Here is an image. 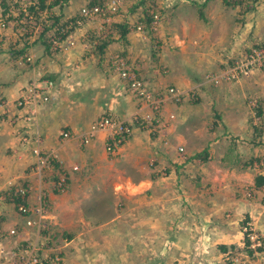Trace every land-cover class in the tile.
Wrapping results in <instances>:
<instances>
[{
  "label": "crops",
  "instance_id": "obj_1",
  "mask_svg": "<svg viewBox=\"0 0 264 264\" xmlns=\"http://www.w3.org/2000/svg\"><path fill=\"white\" fill-rule=\"evenodd\" d=\"M5 1L0 0V196L4 197L0 199L1 232L23 225L22 216L4 193L27 185L25 202L35 207L43 197L47 202L43 223L49 227V234L63 235L67 241L62 264H229L226 253L241 250L244 245L240 230L244 219L250 218L264 237V204L260 210L245 196L244 180L239 177L245 165L240 163L238 150L229 149L234 142H252L244 103L233 107L230 98L228 107L212 109L215 117L222 115L212 126L203 124L201 117L192 122L196 115L190 113H197L198 107L184 104L174 108L182 123L180 119L176 124L160 123L152 131L133 126L131 135L113 155L105 150L104 132L86 144L81 141L98 117L108 115L130 122L137 109L136 99L124 90L117 73L106 72L108 60L118 55V50L132 54L131 64L138 63L135 65L143 71L141 78L150 85L175 86L182 94L196 88L198 74L205 72L201 68L189 72L186 65L200 60L197 57L204 47L212 50L205 59L217 57L215 44L206 46L202 39L196 40L195 47L185 43L186 49H181L183 44L174 43L179 48L169 54L175 52L176 59L184 65L179 70L172 55L165 58L161 54L160 61L155 59L151 64L146 55L138 57L136 53L133 57L137 48L118 40L107 39L100 48L87 40L82 43L86 31L82 33L81 28L74 46L67 43V38L58 52H51L43 33L52 36L54 28L43 30L44 24L50 23L40 12L52 14V10H39L38 18L29 12L27 16L35 25H22L23 29L31 28L24 38L15 26V12L2 6ZM131 34L129 30L123 36L125 43L129 40L137 46V41H131L134 33ZM259 34L257 38L264 42V34ZM34 80L53 82L50 98L36 110L35 123L26 124L19 118L12 124L10 118L26 112L16 108V99ZM226 86L230 87L226 95L236 92L232 85ZM194 91L197 98L207 94V89ZM211 95L219 96L216 90ZM199 123L203 124L201 128ZM208 128L214 132L197 138L200 129L206 132ZM219 129L225 135H215ZM61 131H69L70 136L62 138ZM36 135L40 148L53 155L47 164H37L32 155L34 139L22 143L23 137ZM188 136L192 137L191 145L187 144ZM223 140L230 143L229 147L219 150ZM178 144L189 156L193 154L189 159L194 156V163H181ZM198 152H202L203 160ZM59 176L65 179L61 190L54 185ZM255 181L253 186L259 189ZM248 187L249 184L245 189ZM11 240L21 244L39 242L35 229L8 236L7 241ZM246 264H264V250L259 257H248Z\"/></svg>",
  "mask_w": 264,
  "mask_h": 264
},
{
  "label": "rangeland",
  "instance_id": "obj_2",
  "mask_svg": "<svg viewBox=\"0 0 264 264\" xmlns=\"http://www.w3.org/2000/svg\"><path fill=\"white\" fill-rule=\"evenodd\" d=\"M111 1L115 2V9L109 7V3ZM88 2L89 0H69L64 5V13L61 11V17L59 20L64 23L63 29L72 28L68 37V39L73 42L72 46H74L77 42L76 34L79 35L78 30L80 28L82 33L86 31L84 33L85 39L83 38L82 43L87 40L91 44L99 46L102 42L105 44L107 39H109V41L111 39L112 41L118 40L121 41L123 45H132V49L137 48L133 57L136 56V53L138 54V57H140V55H146L145 59L148 60L149 63L155 59L160 61L161 54L164 55L165 58L172 55L174 56L173 60H175L177 54H175V52H171V54H169L170 50L179 48L182 44L181 49H186L184 46L185 43H190V45L195 47L197 43L196 40L205 39L206 46L209 45L210 42L217 46V57H213L210 60L205 59L204 56H210L212 50H207V47H204V50L201 51L202 54L197 57V59L200 60L186 65V67L189 68V72L193 71V73H195L198 68L205 70V72L201 75L198 74L199 77H197L198 79L195 81L197 84L196 88L207 89L205 97L197 98V94L194 91L196 88H192L186 93H182L178 101H160L159 105L155 109L146 110V107H144L145 109L143 111L153 112L152 114L157 118L156 125L160 123L168 125L167 122H174L176 124L178 123V119H180L177 118L179 113H177V111L175 112L174 108H179L184 104L190 106L195 105L198 107L199 111H197V113L194 111L190 113V115H196L193 118L190 117L192 122H195L196 119L201 117V122L203 124L212 126L213 123H216L215 120L222 118V115H219L218 118L215 117L212 109L228 107V100L230 98H232L231 104L233 107H239L241 103H244V105L248 108L247 116L251 125L250 132L253 134V138H251L253 143L250 142L242 144L241 142H234L229 147L230 143L223 140L218 149L224 150L226 147H229L231 150H238V154L241 157L240 163L243 162L245 165L243 170L239 173V177L244 180L242 188L245 191V196L257 203L261 210L264 204V185L257 189L253 186V184L254 179L256 180L257 177H264V66L260 68H253L247 75H239L235 79L231 80H223L220 75L215 81L213 77L215 74H220V72L226 70L235 60L244 58L252 48L261 47V45L264 46L263 40H259L257 38V33L264 34V0H258L253 3L252 7L250 6L251 9L248 11L243 10L239 6H225L221 0H208L206 2L204 0H104V10L97 15H93L90 19L80 16L81 7L83 5H87ZM4 5L7 6V9L12 8L11 10L15 12L14 14L16 15L15 18L17 20L15 26L17 30H20L19 32H16L21 33L22 37L28 36L31 28L26 27V29H23L22 25L27 24L28 22L30 25H35L32 18H28L27 14L29 13L28 7L30 6H34V8L38 11L41 10L38 8V0H7L4 2ZM200 10L203 17L199 14ZM42 15L48 23H52L53 18L50 17L51 14L41 11L40 16ZM154 16H157L158 18L155 19ZM152 17L156 21H154ZM71 19H74V22H71ZM119 25H121V27ZM84 27L87 28L82 29ZM138 27H140V29H138ZM259 27L260 30L257 32ZM39 28L40 27H38V33H40ZM126 28L128 31L130 30V34L134 33L135 38L133 36L131 41L132 39L137 41V46L133 45L134 43L129 42V40L125 43L126 40L124 37L120 36V30L122 31ZM34 30L35 29H32V31ZM52 31L54 30L52 29ZM43 34L45 41L49 43L48 50L51 52H58V49L60 48H58L56 44H53V42H56L54 39L57 37L52 35L48 39L47 36H45V33ZM174 43H178L179 46H175ZM61 44H63V42ZM166 48L169 50H165ZM118 51V55H113L110 60H108L106 72H109L110 70L113 72V64L119 61H125L126 63L131 64L130 61H132V54L126 53V51L123 54L120 50ZM176 60L177 61H175L174 64L176 68L178 67V70L180 66L184 67L181 61L179 63L178 59ZM110 64L112 67L111 69L109 68ZM135 64L138 63L134 62V65L131 64V66L135 69L137 76L141 77V73H143V71L139 68V65ZM158 65L157 67L159 68ZM152 66L154 67V65ZM162 70L163 67L160 69V72ZM111 74L114 76V73ZM145 74L147 75L146 72ZM145 79L146 78L143 80L146 81L154 99L159 96H164L167 85L160 84L152 86L148 83L147 79ZM226 84L232 85L234 87L233 90L237 93L233 92L231 96L226 95L230 90V87H227ZM215 90L219 96L211 95V93ZM223 91L225 92V96ZM135 101L139 104L136 102L134 104L135 108H137L134 110V115L139 117L140 114H143V111L139 109V107H141V99H136ZM166 107H169L170 109L168 110ZM108 117L112 118L111 116ZM167 118L170 121H166L165 119ZM179 123H182V119H180ZM203 124L199 123V128H201V125ZM138 128L141 130L144 129L142 127ZM144 130L147 131L146 129ZM210 131L214 132V129L210 130L208 128L206 129V132L200 129V134H197V138L203 137L202 135H206L207 137L210 134ZM222 132L223 129H219L215 135H225V133ZM226 135L230 134L227 133ZM188 138L190 143L187 144H193L192 137L188 136ZM225 139L228 141V138ZM257 139L259 143H257ZM231 146L234 147L232 148ZM180 148H183V151H181ZM176 151L179 156H181L180 161L182 164L185 162L194 163V156L192 157L193 159H189V157L191 158L193 154L189 156V154H187L188 151L185 152L182 145L178 144ZM204 151L205 150H203V152ZM197 154L200 159L203 157L202 152H198ZM109 155L113 154L110 153ZM201 160H203V158ZM150 166H152V164H150ZM164 171L165 170H162L161 172ZM57 181L58 177L55 180L54 185H57ZM248 184L249 187L246 188V190L245 186ZM64 187L65 184L63 185V188ZM42 198L43 197H41V199ZM5 199L13 204L15 201L19 202L18 198L14 196L12 197L10 192L5 195ZM39 200L40 199H38V202ZM44 202L47 204L46 200ZM242 218L244 219V217ZM242 220H239V223ZM246 222H248L251 228H253L254 231L260 235L262 245L256 247H250L249 245L248 248H245L243 245L241 250L228 251L226 253L228 260L226 261H228L229 264H246L248 257H259L261 252L264 250L263 234L255 223L250 220V218L248 220L244 219V221L240 223V230ZM46 232H50L47 225ZM49 237L51 246L48 248V251L59 253L61 257L60 264H62L64 259L63 245L67 241H65V237H63V235L59 234L55 237L50 234ZM46 239L47 238H45V241ZM244 240L245 238L243 234V242ZM2 242V246L7 252L5 258L6 260L18 257L15 253H12V248H25L24 244L13 242L12 240L7 241L6 239L2 240ZM31 243L33 242L31 241ZM249 249L251 250V254H248L247 252Z\"/></svg>",
  "mask_w": 264,
  "mask_h": 264
},
{
  "label": "built area",
  "instance_id": "obj_3",
  "mask_svg": "<svg viewBox=\"0 0 264 264\" xmlns=\"http://www.w3.org/2000/svg\"><path fill=\"white\" fill-rule=\"evenodd\" d=\"M115 2L111 1L109 7L115 9ZM107 8V7H106ZM104 8L99 6H82L80 9V16L83 18H91L93 15L101 13ZM157 19V16H154ZM153 18V19H154ZM154 19V21H156ZM79 23V22H78ZM63 33H67L63 39L55 38L53 44H56L58 48L61 46L63 41L67 40L70 35L71 29L61 28ZM140 29V27H138ZM69 45H72V40L68 39L67 42ZM114 70L117 73L118 78L121 80V83L124 87V90L132 94L136 99H141V107L148 109H155L160 101L164 102L165 100H175L180 99L181 93L173 86H169L165 90L163 97L159 96L154 99L152 92L150 91L146 81L143 78L138 77L135 69L125 61H119L114 63ZM264 66V46L254 47L249 53L242 59L235 60L226 70L220 72V74H215L213 79L221 75L223 80L235 79L239 75H247L248 72L253 68H260ZM53 87V82L51 80H34L32 83L27 85L23 91H21L19 97L16 99V108L25 109L26 112L23 116H14L11 119L12 124H16L19 118H23L26 124L35 123L37 109L41 108L42 105L47 102L50 98V90ZM151 107V108H150ZM143 114L133 115L131 121H118L114 120L108 116H100L90 123L88 130L81 137L82 143H88L92 137H94L99 132H104L107 135L105 150L108 153L115 152L119 146H121L126 139L131 135L133 126L142 127L146 130L152 131L156 127L157 118L152 114V111H143ZM151 113V114H149ZM60 136L62 138H68L70 136L69 131H61ZM34 139L35 145L31 148L32 155L36 158V162L39 165L47 164L51 158L52 154L44 152L40 145L38 144L39 137L36 135L32 138L25 136L22 139V143H29ZM183 151V148H180ZM73 169H77L76 166H73ZM65 179L63 176L58 177L56 187L59 189L63 188L65 184ZM26 186H18L13 189L10 193L12 197L18 198V201L14 202V205L18 213L22 216L23 225L21 227H12L9 228L6 233L1 232L0 230V264H60L61 257L59 253H54L53 251H48L50 245V234L46 232V225L43 223V219L46 215V203L44 200L39 198L38 205L35 207L29 206L25 202ZM4 195H6L4 193ZM0 199H4L3 196H0ZM32 230L35 229L37 236L39 238L38 243H26L24 244V249H13L12 253H15L18 257L15 259L6 260V251L2 246V240H6L8 236H16L21 233L23 230ZM39 231V232H38ZM241 231L244 234L245 240H248L250 247H256L262 245L260 235L251 228L250 224L246 222L243 224ZM5 232V231H4ZM31 234H29L30 236ZM47 235V237H46ZM45 238L46 241H45Z\"/></svg>",
  "mask_w": 264,
  "mask_h": 264
},
{
  "label": "trees",
  "instance_id": "obj_4",
  "mask_svg": "<svg viewBox=\"0 0 264 264\" xmlns=\"http://www.w3.org/2000/svg\"><path fill=\"white\" fill-rule=\"evenodd\" d=\"M69 0H50L49 2H47V0H38V8L41 10H47V11H51L52 10V14L50 17L53 18V21L51 24L49 25H45L43 26V30H47L49 28H54V32L53 35L54 37H57L59 39H63L67 33H63L61 30V28L64 26V23H62V21H60V17H61V11L64 7V5L68 2ZM104 0H89L88 4L86 6H99L101 8L104 7ZM205 2L208 0H204ZM225 6H230V7H237L239 6L240 8H242L245 11H248L251 9L252 4L257 2L258 0H221ZM4 9H6L7 6H5L4 4H2ZM84 6V5H83ZM251 6V7H250ZM29 12H33V14H37L38 10L34 8V6H30L28 7ZM58 11V13H56ZM199 14L201 17H203V14L201 12V10L199 11ZM36 18H38L36 16ZM153 18V17H152ZM71 22H74V19H71ZM123 25V24H121ZM121 25H119L121 27ZM117 27V25H116ZM118 28V27H117ZM128 29L126 28L125 30H120L121 32V37L125 36V34L127 33ZM48 39L50 38L47 37ZM49 45V43H48ZM48 48V46H47ZM264 184V177L263 176H259L256 178L255 181V185L257 186H261ZM249 242L248 240H244V246L245 248L249 247ZM248 254H251V250L249 249Z\"/></svg>",
  "mask_w": 264,
  "mask_h": 264
}]
</instances>
